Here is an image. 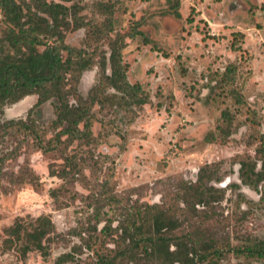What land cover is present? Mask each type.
I'll list each match as a JSON object with an SVG mask.
<instances>
[{
	"label": "rangeland",
	"instance_id": "rangeland-1",
	"mask_svg": "<svg viewBox=\"0 0 264 264\" xmlns=\"http://www.w3.org/2000/svg\"><path fill=\"white\" fill-rule=\"evenodd\" d=\"M221 1L225 4L219 8ZM63 2L74 5L80 21L72 20L64 30L65 44L93 53L96 63L84 71L76 92L86 97L100 82L105 60L110 73V44L124 35L127 78L141 85L149 102L127 106L115 99L103 108L95 105V139L89 144L76 140L66 151L56 150L53 101L33 108L38 96H26L4 107L1 121L24 119L32 129L0 128V264H56L61 253L81 243L75 232L94 210L88 197L94 191L97 197L105 189L115 190L122 203L173 201L179 182L195 181L208 164L223 195L212 202L211 215L219 218L215 230L229 232L235 244L264 239V181L254 188L239 171L240 161L248 157L261 170L264 0ZM100 3L113 5V15ZM4 27L0 12V37ZM133 29L142 33L131 38L127 33ZM4 49L13 51L8 44ZM106 93L121 95L113 87ZM36 135L45 138L44 147ZM67 152L82 163V175L66 174ZM41 215L50 216L55 226L48 257L38 250L25 255L20 244L7 243V228Z\"/></svg>",
	"mask_w": 264,
	"mask_h": 264
},
{
	"label": "trees",
	"instance_id": "trees-1",
	"mask_svg": "<svg viewBox=\"0 0 264 264\" xmlns=\"http://www.w3.org/2000/svg\"><path fill=\"white\" fill-rule=\"evenodd\" d=\"M63 1L72 0H0L5 24L0 37V128L17 125L32 129L24 119L3 122L1 114L5 106L17 103L26 96L37 95L33 108L53 101L56 150L66 151L76 140L89 144L95 139L92 133V110L95 105L103 108L108 101L114 104L115 99H120L121 105L137 106L148 103L149 97H143L141 85L132 84L127 78L122 63L124 35H118L110 44V73L105 60L101 65L100 82L89 90L86 97L76 92L84 71L96 63L93 53L65 44L64 30L70 28L72 20L74 24L80 21L76 18L74 5L69 6ZM99 7L111 15L114 13L113 5L100 3ZM141 33L133 29L127 34L134 38ZM6 44L13 51L5 52ZM107 87L116 88L121 95L107 94ZM72 97L74 102H71ZM222 115L232 126L229 113L223 112ZM36 138L44 147L45 138L38 135ZM259 140L257 154L260 155L261 170L256 169L257 162L250 157L240 161L239 169L243 182L254 188L264 181V133L259 134ZM51 142L50 139V147L53 146ZM63 159L68 168L66 174L74 171L82 175V163L76 155L67 152ZM81 160L86 163L88 159ZM214 173L208 164L200 168L195 181L181 180L174 191L173 201L149 203L134 200L133 203H122L115 190L105 189L97 197L94 194L97 191H94L92 196L88 195L94 200V210L87 214L88 221L82 224L81 230L75 232L81 243H74L68 251L61 253L56 264L264 262V239H249L235 244L229 232L222 234L215 230L219 218L211 215L215 208L212 202L223 195L213 184ZM105 206L109 209L105 210ZM101 222L104 224L99 229ZM54 229L48 215L38 216L28 223L17 220L6 229L7 243L20 244L25 255L38 250L48 257L49 238ZM99 244L100 247H97ZM232 258L237 261L231 263Z\"/></svg>",
	"mask_w": 264,
	"mask_h": 264
},
{
	"label": "crops",
	"instance_id": "crops-1",
	"mask_svg": "<svg viewBox=\"0 0 264 264\" xmlns=\"http://www.w3.org/2000/svg\"><path fill=\"white\" fill-rule=\"evenodd\" d=\"M220 3V2H219ZM224 4H225V2L224 1H221V4H218L219 5V8H221L222 6L221 5H223L224 6Z\"/></svg>",
	"mask_w": 264,
	"mask_h": 264
}]
</instances>
